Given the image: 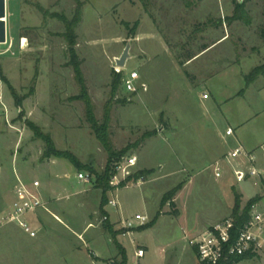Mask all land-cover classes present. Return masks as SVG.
Instances as JSON below:
<instances>
[{
    "label": "rangeland",
    "instance_id": "374dc122",
    "mask_svg": "<svg viewBox=\"0 0 264 264\" xmlns=\"http://www.w3.org/2000/svg\"><path fill=\"white\" fill-rule=\"evenodd\" d=\"M237 1L245 3L244 17L230 21ZM78 2L82 19L74 49L95 116L102 122L109 107L113 146L127 149L120 162L138 157L127 180L110 183L107 199L118 204L107 203L103 211L96 175L67 158H45V140L31 128L49 135L58 150L83 166L104 172L109 154L79 98L66 25L58 17L73 19ZM7 3L14 46L0 55L10 119V124L0 120V209L13 202L15 170L29 184L40 181L49 209L28 216L37 230L34 238L16 223L0 226V264H200L189 238L232 216L237 194L245 206L250 198L242 191L252 195L264 188L261 175L238 183L230 167L222 178L213 171L238 137L244 144L264 138V75L248 87L246 82L264 64V0ZM128 43L130 58L118 72L116 59ZM191 54L196 56L187 61ZM133 70L147 90H125L123 79ZM114 71L122 74V84L112 98ZM1 75L24 97L22 107ZM229 126L236 134L226 135ZM79 172L91 181L80 180ZM141 172L145 176L135 178ZM177 188L173 198L163 200ZM137 214L148 215L149 222L158 219L144 230L149 222L125 228ZM238 264H264V258Z\"/></svg>",
    "mask_w": 264,
    "mask_h": 264
},
{
    "label": "built area",
    "instance_id": "2783aa9c",
    "mask_svg": "<svg viewBox=\"0 0 264 264\" xmlns=\"http://www.w3.org/2000/svg\"><path fill=\"white\" fill-rule=\"evenodd\" d=\"M2 45L7 47L2 50ZM14 46L13 39L7 37V41L0 46V55L12 51ZM27 46V39L21 37L20 47ZM117 71L120 72L122 67L117 65ZM1 82V80H0ZM123 86L129 93H137L144 89L147 90V84L141 81V75L137 70L130 71L123 79ZM204 99H209V93H203ZM0 120L4 118L5 122L10 124L9 108L5 102L4 86L0 83ZM235 134V129L229 126L226 135ZM258 153L255 150H249L243 144L230 149L223 158L213 164V171L216 178H222L226 172V167L230 170L238 183L262 175L257 167ZM138 157L131 155L125 162H119L116 166V172L111 178V185L119 184L127 180L131 175L132 169L137 166ZM16 184L14 185V199L12 204L0 209V226L7 223H16L30 237L37 236L35 224L31 221V214L41 209H49L47 202L40 190L41 183L34 180L29 184L15 170ZM78 178L86 183L91 181L89 174L84 172L78 173ZM144 177L140 178V183ZM109 204L116 206L118 203L115 199L110 200ZM28 217V218H27ZM108 216H105L107 219ZM148 215L137 214L135 220L124 222L125 228H134L135 223L140 225L148 223ZM189 244L196 249L199 261L205 264H219L223 260L231 257H240L251 255L250 259L264 258V199L256 202L249 213L248 219L238 225L234 216L226 217L206 228L204 231L189 238ZM139 256L144 255V250L138 251Z\"/></svg>",
    "mask_w": 264,
    "mask_h": 264
},
{
    "label": "trees",
    "instance_id": "16d2710c",
    "mask_svg": "<svg viewBox=\"0 0 264 264\" xmlns=\"http://www.w3.org/2000/svg\"><path fill=\"white\" fill-rule=\"evenodd\" d=\"M77 1H79V0H77ZM78 3H79V5H78L77 10H76V15L74 16L73 19L70 20L64 15H59L58 17L66 25L67 31H66L65 36H66V39L70 43V46H71L70 47L71 61H72V64L74 65L76 76H77V78L81 84V88H82V92H81V95L79 98L85 100L87 119L90 121L93 132L95 133L96 137L102 143V145L104 146V148L107 150V152L109 154L108 162H107V165H106L104 172L102 174H99L98 172H96V170L92 166H86V165L83 166L81 164V162L77 159V157H75L73 154L58 150L55 147V144L49 135L42 133L41 130L38 129V127H36L33 124H31V128H33L35 130L37 135H39L40 137H42L45 140V143H46V150L44 152L45 158H51L53 156L64 157V158L71 160V162L74 163L78 168H83V169L89 170L96 175V184L99 188L102 189V199H101V206L100 207H101V210L103 211L104 206L107 203L109 204V201L107 199V193L111 189V185H110L111 178L115 174L116 166L120 162L122 156L125 154L127 149L124 148V149L117 151L115 149V147L113 146V143L111 141L110 109H109V107L106 109L104 120L102 122H100L95 116L93 104L91 102L90 97L88 96L85 79H84L83 73L80 69V64H79V61L77 59V54H76L75 49H74V44H76V38H77L76 33H75V29H76L78 23L82 19V17H81L82 4L80 2H78ZM244 14H245V3L237 1L235 9H234V13L231 17H229V20L232 21V20H237V19H243ZM136 26H138V23L135 24V27ZM207 48H209L207 45L204 46L202 51L206 50ZM195 56H196V54L188 55L187 61L193 59ZM180 62L182 64H184V62H182V61H180ZM261 75H264V64L257 66L246 76L247 87L249 85H251L252 83H254L259 78V76H261ZM1 78L3 80H5L6 83L8 84V86L11 90V93L14 97L16 105L19 108L22 107L24 97H20L18 95V93L9 84V82L6 80L5 77H3L1 75ZM121 84H122V74L116 73L114 71L113 72V79H112V83H111L112 98H114V96L116 95V92L119 89V87L121 86ZM244 91H245V89H243L241 92H244ZM110 103H111V101H110ZM140 176H145L144 172L137 173L135 178H139ZM178 189L179 188L168 192L165 195L163 200L165 201V200H168L170 198H173L174 193ZM261 199H262V196L252 197L251 199H249L247 201L245 206H242V195H240V194L236 195V203H235V207H234V211H233L232 216H234L236 218L238 225H241L242 223H244L248 219L249 213L252 209V206L256 202L260 201ZM157 219H158V217H156L152 222H149L150 223V224L148 223L149 225L143 226L142 230L153 226L156 223ZM250 256L251 255L248 254V255H244V256H240V257H231L228 260L221 261L219 264H238L241 261H243L247 258H250ZM200 264H205V263L200 262Z\"/></svg>",
    "mask_w": 264,
    "mask_h": 264
},
{
    "label": "crops",
    "instance_id": "0c3cea01",
    "mask_svg": "<svg viewBox=\"0 0 264 264\" xmlns=\"http://www.w3.org/2000/svg\"><path fill=\"white\" fill-rule=\"evenodd\" d=\"M7 9H8V3H7ZM7 30H8V38H9V22H8V12H7ZM203 99V97H202ZM204 100H210L209 99H204ZM235 134H236V130H235ZM238 137V136H237ZM262 137V136H261ZM239 138V137H238ZM237 138V143H241L243 144L246 148H248L249 150H255L257 151L258 153V161H257V167L258 169L262 172V178L264 180V138H260L259 140H255L253 142H251L250 144H244L243 141L239 138ZM247 143V142H246ZM232 149V148H231ZM230 150V149H229ZM228 150V151H229ZM227 151V152H228ZM225 152L224 155L227 153ZM253 178H250L248 180H246L247 182L248 181H251ZM245 181V182H246ZM242 193L244 194L245 197H248V198H252L253 196L257 195V194H260L263 199H264V188L262 189V191L260 192H257L255 194H252V195H247L246 192L242 191Z\"/></svg>",
    "mask_w": 264,
    "mask_h": 264
},
{
    "label": "water",
    "instance_id": "95a60500",
    "mask_svg": "<svg viewBox=\"0 0 264 264\" xmlns=\"http://www.w3.org/2000/svg\"><path fill=\"white\" fill-rule=\"evenodd\" d=\"M7 0H0V43L3 44L7 41ZM131 44L128 43L123 54L116 59L118 66L125 68L128 59L130 58Z\"/></svg>",
    "mask_w": 264,
    "mask_h": 264
},
{
    "label": "bare ground",
    "instance_id": "6f19581e",
    "mask_svg": "<svg viewBox=\"0 0 264 264\" xmlns=\"http://www.w3.org/2000/svg\"><path fill=\"white\" fill-rule=\"evenodd\" d=\"M7 19V18H6ZM0 46H1V43H0Z\"/></svg>",
    "mask_w": 264,
    "mask_h": 264
}]
</instances>
